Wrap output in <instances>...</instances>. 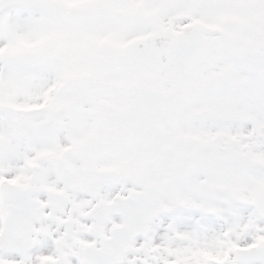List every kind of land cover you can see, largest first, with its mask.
I'll use <instances>...</instances> for the list:
<instances>
[{
	"label": "snow or ice",
	"instance_id": "obj_1",
	"mask_svg": "<svg viewBox=\"0 0 264 264\" xmlns=\"http://www.w3.org/2000/svg\"><path fill=\"white\" fill-rule=\"evenodd\" d=\"M0 264H264V0H0Z\"/></svg>",
	"mask_w": 264,
	"mask_h": 264
}]
</instances>
